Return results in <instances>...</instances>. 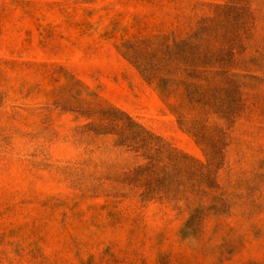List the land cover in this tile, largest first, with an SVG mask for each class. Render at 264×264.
Listing matches in <instances>:
<instances>
[{"label": "rangeland", "instance_id": "rangeland-1", "mask_svg": "<svg viewBox=\"0 0 264 264\" xmlns=\"http://www.w3.org/2000/svg\"><path fill=\"white\" fill-rule=\"evenodd\" d=\"M0 264H264V0H0Z\"/></svg>", "mask_w": 264, "mask_h": 264}]
</instances>
